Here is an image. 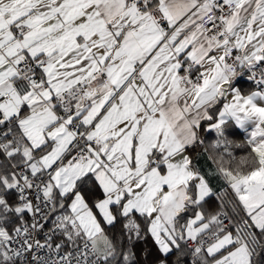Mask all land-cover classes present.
Wrapping results in <instances>:
<instances>
[{
  "label": "snow or ice",
  "instance_id": "6c2138e0",
  "mask_svg": "<svg viewBox=\"0 0 264 264\" xmlns=\"http://www.w3.org/2000/svg\"><path fill=\"white\" fill-rule=\"evenodd\" d=\"M244 70L256 89L229 92ZM258 71L264 0H0V264H136L146 237L157 264H264ZM226 118L253 125V165L216 168L228 228L190 156L207 122L237 157Z\"/></svg>",
  "mask_w": 264,
  "mask_h": 264
},
{
  "label": "crops",
  "instance_id": "0c3cea01",
  "mask_svg": "<svg viewBox=\"0 0 264 264\" xmlns=\"http://www.w3.org/2000/svg\"><path fill=\"white\" fill-rule=\"evenodd\" d=\"M250 84L251 83L248 82V79L246 77V70H244L242 71L241 75L237 76L231 82V88L229 89V92H231L232 90L234 91L239 87V89L241 90V94L248 95L254 90ZM225 87L228 86L226 85ZM252 130L253 125L251 123L246 124L244 127H240L235 123V121L226 118L224 135L228 138L229 141L232 142L229 137V133L234 132L232 151L237 157L247 154L250 149L248 148V152L246 151V149L240 150L239 147H235V143L239 142L243 144V140L246 143V140L249 138V133ZM199 132L204 143L194 146V149H190V156L193 160V163L209 179V182L216 193L215 196L210 197L208 199V202L205 206V211L209 213H215L217 211L223 212V208L225 207V205V209L229 207L228 203H230V197L233 199L235 198L234 195L231 193V190L227 188V185L217 175H215L216 165L213 160L210 159V153L213 151L212 144L215 143L217 135L213 132L211 126L207 122L201 124ZM228 226L225 227L227 228ZM190 261H192V256L190 258Z\"/></svg>",
  "mask_w": 264,
  "mask_h": 264
},
{
  "label": "trees",
  "instance_id": "16d2710c",
  "mask_svg": "<svg viewBox=\"0 0 264 264\" xmlns=\"http://www.w3.org/2000/svg\"><path fill=\"white\" fill-rule=\"evenodd\" d=\"M229 137L233 142L234 132L229 133ZM239 149L240 150L246 149V151L248 152V147H247L244 140H243V147H239ZM224 191H225V189H224ZM229 202H230V203H228L229 207H227L225 209V207H226V205H225V207L223 208V212L228 213V216L231 218L228 221V223H229L228 227H231L232 221H239L240 217L235 216L232 212V203L235 202V199L230 197ZM241 215H243V214L241 213ZM121 228H122V225L117 224L115 226V229L112 232H110L109 235L112 236L114 239H116L118 242H122L123 245L126 246L127 245V238H126V235L121 236ZM132 250H133V253L136 257V264H157V261L160 258V254L157 252L156 246L154 245V242L151 240L150 237H146L145 239L137 241L134 245H132ZM190 258H191L190 254L186 255L184 257H181L180 258V264H192V261H190ZM165 259L168 260V264H174V262L176 261V256L174 255V253H170L169 257H166Z\"/></svg>",
  "mask_w": 264,
  "mask_h": 264
},
{
  "label": "clouds",
  "instance_id": "9594fccd",
  "mask_svg": "<svg viewBox=\"0 0 264 264\" xmlns=\"http://www.w3.org/2000/svg\"><path fill=\"white\" fill-rule=\"evenodd\" d=\"M235 147H243V144L236 142ZM210 159L213 160V162L216 165V168L223 167L227 169L231 167L233 170L246 171L247 168L253 165L252 157L249 154L236 157L235 159L230 160V161H224L222 157L214 150V148H213V151L210 153ZM95 243H96L97 249H99L100 251H104L105 244L101 242L100 237H97V240Z\"/></svg>",
  "mask_w": 264,
  "mask_h": 264
},
{
  "label": "built area",
  "instance_id": "2783aa9c",
  "mask_svg": "<svg viewBox=\"0 0 264 264\" xmlns=\"http://www.w3.org/2000/svg\"><path fill=\"white\" fill-rule=\"evenodd\" d=\"M246 73H247V79H248V82L251 83V84H250L251 87L255 90L256 87H257L255 81L249 79L250 72H248V71L246 70ZM260 75H264V72H260V71H258V72H257V76H260ZM261 87H264V85H262ZM228 225H229V223H228V221H226L225 226H228Z\"/></svg>",
  "mask_w": 264,
  "mask_h": 264
},
{
  "label": "rangeland",
  "instance_id": "374dc122",
  "mask_svg": "<svg viewBox=\"0 0 264 264\" xmlns=\"http://www.w3.org/2000/svg\"><path fill=\"white\" fill-rule=\"evenodd\" d=\"M234 91H239V92H240L241 90H240L239 87H238V89H236V90H234ZM250 93H251V92H250ZM250 93H249V94H250ZM229 99H230V96H229ZM213 132L216 134V132H215L214 130H213ZM100 239H101V242L105 244L104 237L101 236Z\"/></svg>",
  "mask_w": 264,
  "mask_h": 264
}]
</instances>
